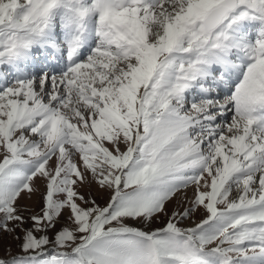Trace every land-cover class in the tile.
<instances>
[{"label":"snow or ice","instance_id":"6c2138e0","mask_svg":"<svg viewBox=\"0 0 264 264\" xmlns=\"http://www.w3.org/2000/svg\"><path fill=\"white\" fill-rule=\"evenodd\" d=\"M0 249L264 264V0H0Z\"/></svg>","mask_w":264,"mask_h":264},{"label":"rangeland","instance_id":"374dc122","mask_svg":"<svg viewBox=\"0 0 264 264\" xmlns=\"http://www.w3.org/2000/svg\"><path fill=\"white\" fill-rule=\"evenodd\" d=\"M84 191L86 192L87 189H84ZM93 193L94 195L96 196L97 200L99 203L103 204L105 202V200L107 199L106 195L105 194H102V193H99L95 188H93ZM188 196L191 197L192 195V190L189 189L188 190ZM23 203H26L29 205V207H32V208H35L36 210H38V197H34L31 201L29 200H24ZM185 206H186V201L184 202ZM176 206V201L174 200L170 205L169 207L170 208H173ZM193 220H196L198 221L199 219V214L193 216L192 218ZM184 226H191V221H185L184 222ZM3 254V251L2 249H0V255Z\"/></svg>","mask_w":264,"mask_h":264}]
</instances>
